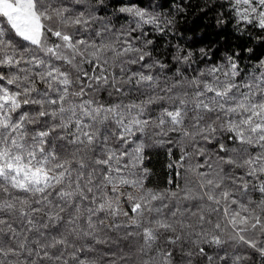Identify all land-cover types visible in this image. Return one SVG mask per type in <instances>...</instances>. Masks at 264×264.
Masks as SVG:
<instances>
[{
	"label": "snow or ice",
	"instance_id": "obj_1",
	"mask_svg": "<svg viewBox=\"0 0 264 264\" xmlns=\"http://www.w3.org/2000/svg\"><path fill=\"white\" fill-rule=\"evenodd\" d=\"M219 8L264 45V0ZM181 11L0 0V264H264V55L161 46Z\"/></svg>",
	"mask_w": 264,
	"mask_h": 264
},
{
	"label": "trees",
	"instance_id": "obj_2",
	"mask_svg": "<svg viewBox=\"0 0 264 264\" xmlns=\"http://www.w3.org/2000/svg\"><path fill=\"white\" fill-rule=\"evenodd\" d=\"M161 2L165 9H169L172 4H179L183 9V11L176 13L175 34H169L161 39L159 41L161 46L167 40H171L175 44L177 42H191L194 39V47H206L210 50V55L203 59L211 63L219 60L224 52L239 53L242 69L246 64L253 62L252 55L243 52L242 49L254 48L255 55H264V45H258V42L250 39L247 33H236L229 19L221 17L225 19V23L217 24L216 14L217 11H221L219 8L221 0H161ZM213 4L217 5L214 9L212 8ZM253 34L264 36V33L255 30H253ZM168 163V155L165 149L151 150L147 153L146 166L153 170L152 179L161 186H167L165 181L169 175ZM172 174L174 175V173Z\"/></svg>",
	"mask_w": 264,
	"mask_h": 264
}]
</instances>
